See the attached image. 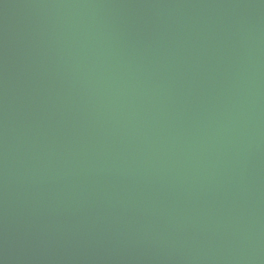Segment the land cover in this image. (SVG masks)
<instances>
[{
    "label": "water",
    "instance_id": "95a60500",
    "mask_svg": "<svg viewBox=\"0 0 264 264\" xmlns=\"http://www.w3.org/2000/svg\"><path fill=\"white\" fill-rule=\"evenodd\" d=\"M0 264H264V0H0Z\"/></svg>",
    "mask_w": 264,
    "mask_h": 264
}]
</instances>
